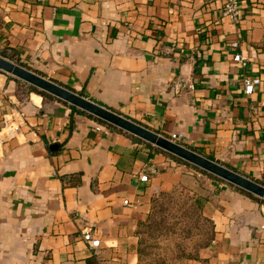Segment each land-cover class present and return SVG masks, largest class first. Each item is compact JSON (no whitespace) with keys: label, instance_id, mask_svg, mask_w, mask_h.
I'll list each match as a JSON object with an SVG mask.
<instances>
[{"label":"crops","instance_id":"0c3cea01","mask_svg":"<svg viewBox=\"0 0 264 264\" xmlns=\"http://www.w3.org/2000/svg\"><path fill=\"white\" fill-rule=\"evenodd\" d=\"M0 54L264 184V0H239L235 20L221 0H0ZM12 76L0 70V125L20 122L0 141V264H140V224L178 185L212 225L190 264H264L262 199Z\"/></svg>","mask_w":264,"mask_h":264},{"label":"rangeland","instance_id":"374dc122","mask_svg":"<svg viewBox=\"0 0 264 264\" xmlns=\"http://www.w3.org/2000/svg\"><path fill=\"white\" fill-rule=\"evenodd\" d=\"M26 86L17 89L25 95ZM139 230L141 264H190L212 235L196 192L184 185L160 193Z\"/></svg>","mask_w":264,"mask_h":264},{"label":"water","instance_id":"95a60500","mask_svg":"<svg viewBox=\"0 0 264 264\" xmlns=\"http://www.w3.org/2000/svg\"><path fill=\"white\" fill-rule=\"evenodd\" d=\"M0 70L264 199V184L0 54ZM56 146L52 144L51 147Z\"/></svg>","mask_w":264,"mask_h":264},{"label":"built area","instance_id":"2783aa9c","mask_svg":"<svg viewBox=\"0 0 264 264\" xmlns=\"http://www.w3.org/2000/svg\"><path fill=\"white\" fill-rule=\"evenodd\" d=\"M221 8L222 14L224 16L230 20H235L239 14V0H221ZM232 45H237V42L233 41ZM234 59L237 61H242V56L237 52L234 54ZM259 81L260 79L258 77H245L243 79L244 91L251 93L255 87V84H257ZM19 127L20 122L15 121L13 118L7 115H4L2 118V124L0 125V141L14 137L19 130ZM166 136L174 141L179 142V139L183 136V134L180 131H172ZM140 178L142 180H147V175L141 174ZM82 237L90 246L96 247L100 243V239L92 235L90 228H87L83 231Z\"/></svg>","mask_w":264,"mask_h":264},{"label":"trees","instance_id":"16d2710c","mask_svg":"<svg viewBox=\"0 0 264 264\" xmlns=\"http://www.w3.org/2000/svg\"><path fill=\"white\" fill-rule=\"evenodd\" d=\"M12 77H13V76H12ZM31 91L41 93L42 95L47 96V97H53L52 94L47 93V92H45V91H43V90H41V89H38V88H36L35 86H33V85H31V84H27V86H26V94L29 95V93H30ZM69 105L71 106V108H72L73 110H75V111H77V112L85 113V114H87V115H89V116H92V117L95 118L96 120H98V121H100V122H102V123L107 124L108 126H111V127L115 128V129H117V130H122L121 128H118V127H116V126H114V125H112V124H110V123H108V122H106V121H104V120H102V119H100V118H98V117H96V116H94V115H92V114H90V113H88V112H86V111H84V110H82V109L76 107V106H73V105H71V104H69ZM123 131L126 132L125 130H123ZM132 136H133V138H135V139H139V140H140L139 137L134 136V135H132ZM146 143H147L148 145H150V146L156 148V149H159V150H161V151L166 152L168 155L174 157V158L177 159L178 161H181V162L187 163V164H189V165H191V166H193V167L199 169L200 171H202V172H204V173H206V174H208V175H210V176H212V177H214V178L221 179V178H219V177H217V176L211 174L210 172H207V171H205V170L199 168L198 166H196V165H194V164H191V163H189V162L183 160L182 158H180V157H178V156H175V155H173V154H171V153H169V152H167V151H165V150H163V149H161V148H159V147H157V146H155V145H153V144H151V143H149V142H146ZM221 180H223V179H221ZM238 188H239V187H238ZM240 189H241L242 191H244L245 193L249 194L250 196L255 197V198H258V199H262V200L264 201L263 198H259L258 196L254 195V194H252V193H250V192H248V191H246V190H244V189H242V188H240ZM162 193H163V192H162ZM157 196H158V195H157ZM157 196H156V197H157ZM156 197L153 199V201L156 199ZM152 206H153V202H152ZM151 209H152V207H151ZM151 209H150V211H149L148 216L150 215ZM205 217H206V216H205ZM143 222H145V221H143ZM143 222H141V224H142ZM141 224H140V226H141ZM139 229H140V227H139ZM139 231H140V230H138V232H139ZM211 236H212V235H211ZM210 238H211V237H210ZM209 240H210V239H209ZM209 240H208V241H209ZM140 241H141V240H140V236H139V243H138V248H137V252H138V255H139V262H140V259H141ZM206 244H207V242H206ZM140 264H141V263H140Z\"/></svg>","mask_w":264,"mask_h":264}]
</instances>
